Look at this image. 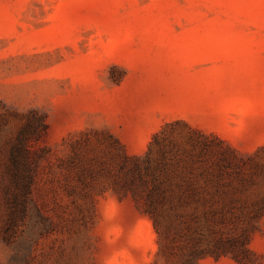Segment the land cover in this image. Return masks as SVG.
Masks as SVG:
<instances>
[{
    "label": "rangeland",
    "instance_id": "rangeland-1",
    "mask_svg": "<svg viewBox=\"0 0 264 264\" xmlns=\"http://www.w3.org/2000/svg\"><path fill=\"white\" fill-rule=\"evenodd\" d=\"M0 264H264V0H0Z\"/></svg>",
    "mask_w": 264,
    "mask_h": 264
}]
</instances>
